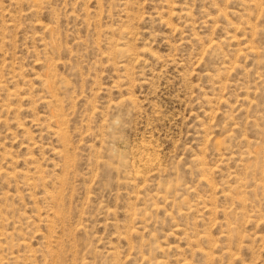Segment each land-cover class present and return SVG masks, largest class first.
Returning a JSON list of instances; mask_svg holds the SVG:
<instances>
[{
    "label": "rangeland",
    "instance_id": "rangeland-1",
    "mask_svg": "<svg viewBox=\"0 0 264 264\" xmlns=\"http://www.w3.org/2000/svg\"><path fill=\"white\" fill-rule=\"evenodd\" d=\"M0 264H264V0H0Z\"/></svg>",
    "mask_w": 264,
    "mask_h": 264
},
{
    "label": "bare ground",
    "instance_id": "bare-ground-1",
    "mask_svg": "<svg viewBox=\"0 0 264 264\" xmlns=\"http://www.w3.org/2000/svg\"><path fill=\"white\" fill-rule=\"evenodd\" d=\"M256 51V50H255Z\"/></svg>",
    "mask_w": 264,
    "mask_h": 264
}]
</instances>
